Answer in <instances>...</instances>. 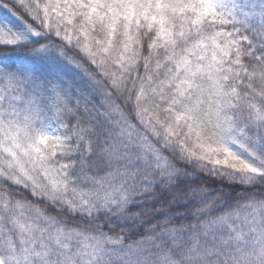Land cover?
Masks as SVG:
<instances>
[{"label":"snow or ice","instance_id":"1","mask_svg":"<svg viewBox=\"0 0 264 264\" xmlns=\"http://www.w3.org/2000/svg\"><path fill=\"white\" fill-rule=\"evenodd\" d=\"M0 8V264H264V0Z\"/></svg>","mask_w":264,"mask_h":264},{"label":"trees","instance_id":"2","mask_svg":"<svg viewBox=\"0 0 264 264\" xmlns=\"http://www.w3.org/2000/svg\"><path fill=\"white\" fill-rule=\"evenodd\" d=\"M9 17L8 12L0 8V18ZM86 67H88L86 65ZM89 71L91 69L89 68ZM67 73V79L71 83L73 90L77 93V95L81 98L82 101H86L88 103V106L92 109L100 108L102 104L101 97L103 95L102 89L100 85L95 84L89 79V75L85 73L81 69H77L71 65L68 66L66 69ZM199 175L202 176V178L207 182V187L210 189V191H219L223 190L225 192L232 191L234 197H238L241 200L247 199L249 194L253 192V190H245L241 185L238 183L236 184H228L226 180H223L219 177H212L205 175L203 173H200ZM256 195H259V192L255 193ZM29 199L31 197L29 196ZM138 208H134L133 211H138ZM144 229L141 230L139 234H137L136 237L138 238L139 235L144 234Z\"/></svg>","mask_w":264,"mask_h":264}]
</instances>
